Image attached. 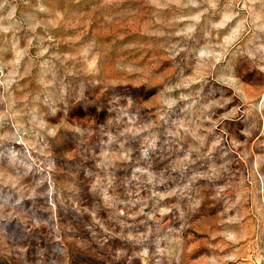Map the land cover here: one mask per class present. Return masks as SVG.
<instances>
[{"label": "rangeland", "instance_id": "obj_1", "mask_svg": "<svg viewBox=\"0 0 264 264\" xmlns=\"http://www.w3.org/2000/svg\"><path fill=\"white\" fill-rule=\"evenodd\" d=\"M0 264H264V0H0Z\"/></svg>", "mask_w": 264, "mask_h": 264}]
</instances>
